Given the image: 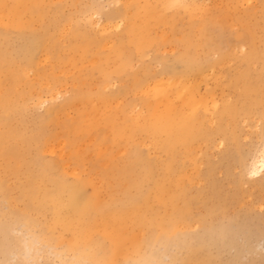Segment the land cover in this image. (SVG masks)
<instances>
[{"label":"bare ground","instance_id":"bare-ground-1","mask_svg":"<svg viewBox=\"0 0 264 264\" xmlns=\"http://www.w3.org/2000/svg\"><path fill=\"white\" fill-rule=\"evenodd\" d=\"M112 1L115 7L107 14L104 28L90 33L77 26L67 34L65 24L71 15L64 13L66 0H0V191L9 209L16 200L23 203L24 225L31 239L19 242L21 252L37 259L32 243L40 241L53 249L60 246L54 250L55 255L70 251L71 258L80 263L114 264L118 258L126 260L140 245L149 249L144 255L148 262L153 258L155 243L163 247L176 244L174 250L182 255L179 264H216L220 247L229 242L223 231L207 225V216L221 212L219 201L226 198L214 185L217 180L212 178V166L193 184L186 179L185 166L194 144L210 142L216 135H220L221 142L227 141L223 121L248 114L253 104L262 102L263 83L251 77L249 71L260 56L261 46L255 47L252 30L244 24L242 33H248V41L244 34L243 39L234 38L221 56L210 62L209 67L228 66L227 82L243 99L241 105L237 100L226 101L208 120L198 107L200 101L192 96L206 65L196 60V24H190L186 10L178 9L174 0ZM256 1L258 6L248 7L244 16L250 19L255 15L263 24L264 0ZM48 14L47 26L36 27ZM230 15L226 11L214 14V26L226 28ZM231 18L237 19L234 15ZM12 34L20 41L14 52L9 49ZM202 35L208 42L210 32L203 30ZM169 43L179 48H175L170 62L155 57L163 65L158 72L148 65L132 69L134 61L145 62L149 52L155 55ZM239 47L247 48L238 54ZM239 57L242 68L234 71ZM182 77L193 81L190 93H184L183 84L178 89ZM112 80L120 83L107 90ZM68 82L72 83V94L59 107L49 110L38 128L43 131L72 108V118L64 131L44 133L34 142L32 135L12 129L11 119L27 97L52 93L57 84ZM177 90L183 95L176 102L171 93ZM129 92L134 105L140 106L136 114L125 111L131 103L122 102ZM18 140L25 149L21 150ZM31 141L37 148L32 155L27 151ZM232 157L243 164L241 157L233 153ZM14 160L20 164H14ZM26 163L27 168L19 169ZM255 165L248 171L256 177L260 169L264 171V156L260 167ZM9 177L18 184L15 202L6 189ZM202 180L206 184H200ZM252 182L264 183V175ZM11 213L18 215L14 209ZM0 223V232L7 236L13 221L3 220L0 215ZM33 225L38 226V235L30 232ZM186 236L190 237L188 243L193 242L183 250ZM211 248H216V254ZM5 250L0 244V251Z\"/></svg>","mask_w":264,"mask_h":264},{"label":"rangeland","instance_id":"rangeland-1","mask_svg":"<svg viewBox=\"0 0 264 264\" xmlns=\"http://www.w3.org/2000/svg\"><path fill=\"white\" fill-rule=\"evenodd\" d=\"M111 1L112 0H66V3H64V13L65 15L69 13L71 15V18L65 24V30H66L65 32L67 33L68 31L69 33L70 28L77 26L82 29L83 27L88 29L90 33H93L91 31L101 30L102 28H104L103 26L106 24L105 18L107 14L110 13L112 9L115 7V3ZM174 1H175L174 5H176L178 9L182 8V10H186V17L187 19L188 18L190 19L191 22L190 24H194V23L196 24L194 25L195 28L194 34H196L194 36V43L197 46V47L195 46L196 47L195 56L197 62L206 65L205 67L206 69L204 71L205 75L203 74L204 77L199 81V86L197 87L199 90L196 89L194 92L195 95L193 93L192 96L194 101L198 102L197 99L200 101V103L198 102L199 103L198 107L204 111L207 119L211 120L212 117H214L215 115V110L226 101L231 99L237 100L240 102L241 105V101L243 98L239 95L238 90L233 88L227 82L228 77L230 75L229 69H226L228 66L223 65V66L212 67L210 65L209 67V64L210 62H213L214 60L218 59L221 56V54L226 50L225 47H227V45L229 47L230 44L229 42H231L234 38L237 39L239 37V39H243L244 33H242L243 32L242 26L244 24L247 27L249 26V28H251L252 30L253 38L255 41L254 42L255 47L259 49V47L261 46L259 49L260 56L258 59L254 61L253 64L250 65L249 71L251 77L259 78L263 83L262 85L264 86V41H262L264 40V25H263L264 23L263 24L262 22L259 23L258 18L255 15L250 19H247L244 16V14L249 9L248 7L258 6V3L256 0H251V1L248 0L249 2L247 0L245 2L244 0H181V1L174 0ZM186 3H188L189 5ZM221 11L224 12L226 11L227 13L231 14L230 15L231 17L232 15H234L236 16L237 19H241L242 21L238 23V21H236L237 19L232 20V18L229 17L227 23L224 25L225 27L227 26L226 28H222L218 25L214 26L216 22L213 19V15L218 12L220 15ZM239 12L242 13L239 14ZM202 14L208 15L210 18L208 16L207 17L205 16L204 19ZM238 16L240 18H238ZM49 17L50 14L45 16L43 20L40 22V24L36 25V27H40L43 25H45L46 27L47 25L45 22L49 20L48 19ZM204 21L205 23H203ZM88 25H90V27ZM256 27H258V29ZM110 28H112L111 24L109 26V30ZM186 30L188 29L186 28ZM203 30H207L210 32L208 42H204V35H202ZM244 35L246 41H248L247 40L248 33ZM12 36H14L15 38H12ZM12 36L9 37L12 39V40L10 39L9 42V47H10L9 49L12 52H14V50L19 46L20 41L17 38L16 34H12ZM64 39L65 37L62 38V40ZM218 47H220V49H218ZM175 48L178 49L179 46L174 44L171 45L169 43L160 51H158L155 55L154 52L151 51L148 53V55L144 57L143 61L145 62L140 63L139 61L137 62L134 61L132 69L139 68L141 67V65H145V66L148 65L151 71L158 72L163 65L162 63L159 62V59H155V57H159V58L163 57L165 58V62H170L172 61L173 52L177 50ZM246 48L247 47H239L237 51L238 54H242L246 50ZM240 58L241 57L237 59L236 65L234 67V71L241 70L242 68V64L239 62ZM261 59L263 60V62L261 61ZM224 61L229 66H231V63H229V61L227 60ZM261 64L263 65L261 66ZM184 78L182 77L180 78L181 80L179 79L180 84L178 89H180V87L185 85L183 87L184 89L182 88L183 91L186 89L184 93L185 94L187 92L190 93V87L193 84L191 82L193 81L189 80L190 81L189 82L186 77ZM118 83L120 82L112 80V84L107 88V90H109L112 87L113 88L117 87ZM71 84L72 83L70 82L65 83V85L64 83H60L55 86L56 88L52 90V93L51 91H49L50 93L45 91L44 93L42 92L43 94L41 93L42 95L40 94L39 96H37L34 94L30 98L27 97L26 100L23 102L20 110L18 111L19 114L16 112L17 115L11 119V125L13 124L12 129L16 132L17 129L19 128L17 131L19 134L21 133L23 135L26 134L32 135L31 140L33 139L34 142H36L35 139L36 137L38 136L44 137L46 134H48L51 131H56L57 129H58L57 131L60 132L64 131L72 118L73 115L72 108H69L65 113H61L58 122H54V124L50 123L48 127L45 128L43 131H41L38 128L40 127V122L46 117L47 112H49V110H52V108L54 109L59 107V105L69 95L72 94L71 91H73L72 90L73 87H71L72 86ZM92 86H93L92 88L94 89L95 85L92 84ZM150 87L149 89H151ZM64 92H66V94ZM174 92H172L171 95L174 101L177 102L179 101V99H181V96L183 94L181 95L179 90ZM202 95L203 98H201ZM199 97L201 99H199ZM132 98H133V94L129 92L125 95V98L124 100H122V102L124 101L131 103L132 106L128 107L127 110L125 111H127L129 114H136L140 110V106L139 105L135 106L134 100ZM202 101H204L205 103H203ZM211 104H214L216 107ZM135 107L138 108L135 109ZM250 109L251 111L248 114H241L235 116L230 120L223 121V124L226 127L227 141L225 140L224 142H221V137H219L220 135H216L214 140L210 142L201 141L198 144H194V146H192V154L190 158L187 160L185 166L186 179L191 180L192 184L196 183V181L199 178V175H202V173L206 171L208 166H212V172H213L212 178L214 182L217 180L214 185L216 186L217 189H219V195L221 193V195L226 198L223 201H219L220 202L219 207H223L222 209H219L221 212L216 213L213 216H207L208 218L207 225L211 227L213 225L215 229L217 228L218 230L223 231L226 240L229 242L228 245L220 247L221 250L219 252L221 253L220 255L219 253L218 255L216 254L217 252L216 248H211L213 253L216 254V258H217L216 259L217 261L215 262L216 264H264V183L252 182L257 177H263L264 171H261L260 169L256 177L253 174L251 175V172L248 171V168L251 167L252 164L255 165L256 163L255 167L256 166L260 167V159H262V157L264 156L263 154L264 147H262L264 145V97L261 103H259L258 105L253 104ZM206 124L210 125L213 123H206ZM35 134L38 135L36 136ZM34 142L31 143L32 149L30 148L29 150H27L31 152L30 153L31 155L34 154L37 149L35 145L36 143ZM17 143L18 145L20 144L21 150L25 149L23 148L25 146H23L20 140H18ZM261 150L263 152H261ZM151 151L153 150L151 149ZM232 153L234 154V156L241 157L242 160H244L243 164L242 163L240 164L239 161L237 162L234 159V157H232ZM24 156H26V154ZM41 156L44 157V154ZM192 157L193 159H191ZM254 158L256 159L254 160ZM13 163L20 164V162L16 160H14ZM21 165L19 169L27 168L26 167L27 163L25 165L23 164L22 165L23 167H21ZM30 165L34 167L33 165H36V163L34 162L33 164L31 163ZM232 166H234L233 169ZM202 183L206 184V181L205 180L200 181V184ZM257 183L259 184V186ZM255 184L256 186H254ZM6 189H8V192H10L9 197H11V200L15 202V200L17 199L16 195L19 193V189H18V184L14 182L13 177L8 178V184ZM88 190L89 188L85 189L86 192H88ZM0 193H1L0 194L1 218L3 220L13 221L12 224L8 225L7 236H3V231L0 232V244H4V247L6 249L5 251H0V264H32V263L33 264H88L87 261L80 263L77 262L74 258H71L72 254L70 251L69 252L67 251L62 256L55 255L54 250L61 249L60 246H57V248L53 249L45 245V243L43 242H41L40 244V241H37V243L35 242L32 243L33 244L32 247L34 246L36 248L35 251H33V254L34 256H38L37 259H35L34 257L31 258L28 257L29 255H27L26 253L25 256V254L21 252L19 242L20 241L25 242L27 239H31V236H27V234L28 235L30 234L27 233L29 231L26 230V227L24 225V214L26 213L24 210L23 203L17 202L16 200V203L12 204L13 207H11V209H14V211L17 212L18 214L17 216H14L11 213V209H9L7 203L4 200H2L4 197V193L2 191H0ZM236 195H238L237 196L238 198L236 197ZM112 197L113 196H111L110 198ZM116 203L118 204V201H116ZM32 215H36V214L33 213ZM34 217H36L38 220H43L42 216L36 215ZM48 217H49V213H47L46 215V218ZM1 226L2 224L0 223V227ZM29 230L31 233H33V236L39 234L38 226L33 225L32 227L29 228ZM187 237L189 236H186L184 238L185 246L182 247L183 250H185L186 246H189L193 242L192 240L190 241V243H188ZM175 245L176 244H171L168 246L164 245L163 247V246H159V243H155L154 247L151 250L154 251L153 258L148 262L144 261V255L149 253V249L146 247V245H140L141 247L131 252L126 260L122 258H118L116 259L117 261H115L114 264H179L180 263L179 260L182 255L179 251L176 250V248L174 250ZM39 248L41 249L40 252H39ZM171 253L174 254L171 255Z\"/></svg>","mask_w":264,"mask_h":264}]
</instances>
